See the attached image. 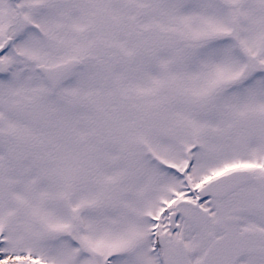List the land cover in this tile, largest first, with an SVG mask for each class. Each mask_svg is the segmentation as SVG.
I'll use <instances>...</instances> for the list:
<instances>
[{"label":"snow or ice","instance_id":"1","mask_svg":"<svg viewBox=\"0 0 264 264\" xmlns=\"http://www.w3.org/2000/svg\"><path fill=\"white\" fill-rule=\"evenodd\" d=\"M0 264H264V0H0Z\"/></svg>","mask_w":264,"mask_h":264}]
</instances>
